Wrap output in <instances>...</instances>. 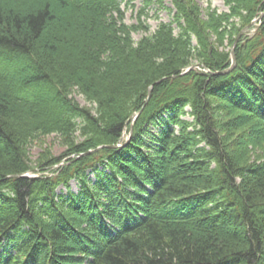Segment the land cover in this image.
Masks as SVG:
<instances>
[{
    "label": "trees",
    "instance_id": "obj_1",
    "mask_svg": "<svg viewBox=\"0 0 264 264\" xmlns=\"http://www.w3.org/2000/svg\"><path fill=\"white\" fill-rule=\"evenodd\" d=\"M222 1L135 42L120 0H0V264H264V0Z\"/></svg>",
    "mask_w": 264,
    "mask_h": 264
},
{
    "label": "rangeland",
    "instance_id": "obj_2",
    "mask_svg": "<svg viewBox=\"0 0 264 264\" xmlns=\"http://www.w3.org/2000/svg\"><path fill=\"white\" fill-rule=\"evenodd\" d=\"M194 1L201 9L202 19H205V12L208 8L216 10L218 13H223L228 10L222 0ZM146 2V0H120L121 8L124 11V22L126 25L142 26L148 28L147 30L141 29L140 31L134 32L132 34V38L135 42L140 40L142 37L148 36L153 33L161 23L167 24L170 23L173 19L174 12L169 0L164 1L163 9L159 8V6L155 3L148 4ZM65 13H67V11H65ZM63 25L58 26L62 32L66 30V27ZM76 25H74L70 29L67 28V31H69V33L65 32L62 34L61 32V36L65 40L69 41V43H71L72 41H81L85 36V30L83 29V27L79 26L80 23H76ZM25 31V28H23L22 33H25ZM70 32H73V34H70ZM175 32L177 33L178 30L176 29ZM252 34L253 30H250L248 32V36ZM224 48H228L229 51L230 49H232L226 42L224 43ZM222 50L223 48H220V51ZM71 98L74 99L81 107H90L91 105L77 93H73L71 95ZM75 136L78 137V135ZM78 138L75 139L79 141L80 139ZM65 150L66 147L62 144L59 136L51 134L42 136L33 141L28 147L27 154L31 164L35 166L37 165V161L39 160V158L41 159L43 156H51L53 158L59 157L64 153ZM90 177L93 176L90 175ZM71 189L73 192L78 191V186L75 182H71Z\"/></svg>",
    "mask_w": 264,
    "mask_h": 264
},
{
    "label": "water",
    "instance_id": "obj_3",
    "mask_svg": "<svg viewBox=\"0 0 264 264\" xmlns=\"http://www.w3.org/2000/svg\"><path fill=\"white\" fill-rule=\"evenodd\" d=\"M254 23H255V21L254 22H252L249 26H247L246 28H244V30H242V32L240 33V35L238 36V37H241V35H243L246 31H248L249 30V28L252 26V25H254ZM234 66H235V57H234V54H233V52H231V67L229 68V69H227V70H224V71H222V72H219V73H216V74H224V73H228L229 71H231L233 68H234ZM164 79H161V80H159V81H157L155 84H158L159 82H161V81H163ZM151 90H152V87H149V89H148V97H147V99H146V101H145V104L147 103V101H148V99H149V97H150V93H151ZM143 109V107L141 108V110ZM140 110V111H141ZM139 111V112H140ZM138 112V113H139ZM138 113H135V114H133L132 116H131V120L133 121V120H135L136 118H137V114ZM115 146H111L110 148H114ZM89 153H91V152H88V154Z\"/></svg>",
    "mask_w": 264,
    "mask_h": 264
},
{
    "label": "bare ground",
    "instance_id": "obj_4",
    "mask_svg": "<svg viewBox=\"0 0 264 264\" xmlns=\"http://www.w3.org/2000/svg\"><path fill=\"white\" fill-rule=\"evenodd\" d=\"M98 149H100V148H98Z\"/></svg>",
    "mask_w": 264,
    "mask_h": 264
}]
</instances>
